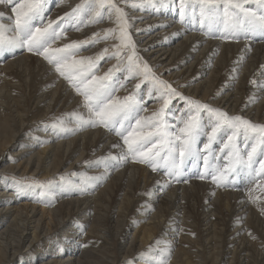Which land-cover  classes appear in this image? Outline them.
<instances>
[{
	"label": "bare ground",
	"instance_id": "6f19581e",
	"mask_svg": "<svg viewBox=\"0 0 264 264\" xmlns=\"http://www.w3.org/2000/svg\"><path fill=\"white\" fill-rule=\"evenodd\" d=\"M82 2L80 10L88 12L89 18L81 19L75 0H70L65 19L58 15L64 20L57 24L60 30L71 22L73 29L63 35L72 40L101 27L94 9L88 10V0ZM116 2L126 13L135 51L154 74L188 99L229 117L240 116L264 125V31L253 38L242 32L247 26L243 15H236L238 9L230 10V18L222 3L206 6L202 15L201 6L195 4L199 0H183V4L181 0H157L150 5L143 0L135 9L131 0L129 5L125 0ZM135 2L141 4V0ZM4 4L0 3V23L8 26L15 14ZM244 6L257 14L264 11L254 2ZM220 15L229 21L230 30L214 24L221 22ZM104 21L111 25L116 19L105 13ZM140 27L145 29L139 31ZM151 27L156 30L152 32ZM117 37L116 33L101 36L102 43L98 44L112 46ZM88 43L90 46H82L87 50L74 52L76 57L91 55L99 60L92 42ZM19 48L0 50V61L10 57L0 64V264H264V178L244 164L233 165L227 156L235 145L247 160L255 144L253 167L259 171L264 145L251 135L246 139L242 130L231 145L228 137L235 132L231 128L212 137L216 120L204 112L196 135L200 146L193 145V155L187 156L188 171L177 175L176 181L170 180L130 155L124 159L128 148L115 131L100 124L81 128L73 114L89 118L82 94L85 88L77 92L78 98L62 80L58 81L51 65L43 64L27 47L22 48L26 53L18 54ZM116 61L106 62L97 82H103L100 78L107 74L102 91L111 94L110 82L120 79L114 98L123 102L137 94L140 84L133 79L122 86L131 73L127 68L115 70ZM160 92L151 83L138 94L148 102L142 122L161 108ZM182 102L177 114L170 110L174 119L168 116L164 121L172 139L181 135V121L187 119L188 105ZM125 118L117 125L126 129L129 120ZM60 120L63 128L72 131L54 128ZM10 143L16 150L15 160L4 150ZM226 143L229 148H225ZM180 166L186 167L184 163ZM228 167L232 170L227 172L225 184L214 182L212 177ZM212 168L217 172L209 174ZM235 168L239 172L235 173ZM27 172L46 182L38 185L54 180L52 195L42 196L38 205L56 211L58 218L37 210L32 195L27 197L31 203L18 204L12 199L15 190L23 187L5 173L20 176ZM54 200L57 205L53 209ZM38 214L41 218L48 215L54 229H44L40 217L34 220ZM176 241L183 246L178 242L174 245ZM78 246L80 257L76 258Z\"/></svg>",
	"mask_w": 264,
	"mask_h": 264
},
{
	"label": "snow or ice",
	"instance_id": "6c2138e0",
	"mask_svg": "<svg viewBox=\"0 0 264 264\" xmlns=\"http://www.w3.org/2000/svg\"><path fill=\"white\" fill-rule=\"evenodd\" d=\"M129 0H125L127 4ZM151 2V0H149ZM254 2L261 9H264V0H199L201 4L202 15L204 9L208 5H218L223 4L224 12L226 16L231 18V9H238L239 13L243 15L244 24L250 30H264V11L257 14L244 5ZM0 3H6L14 5L11 11L15 14L14 22L12 26H6L0 23V50H6L14 47H27L29 52H35L38 55L44 57L46 61L53 64L55 71L67 79L78 92H81L80 84L76 83V78L69 74L68 69L74 68L76 65H83L84 60H73L71 64L68 62V56L72 53L69 52L70 49L77 47L75 43L66 44L62 48L52 49L50 47V41L58 38L55 31L49 32L51 24L47 28H40L33 26V20L35 17L39 16L42 12L41 0H0ZM183 4V0H181ZM138 5L135 0H131V7L137 8L142 6ZM82 6H77L81 8ZM88 10L94 9V16H102V10L107 9V14L111 18L115 16L116 22L119 25V36L120 45L117 48L116 55H119L121 47H127L132 49V55L128 57V70L134 74H141L147 78L151 74V68L144 63L143 66L136 63L133 57L136 55L134 45L131 42V37L128 32V22L126 19V13L119 7L116 0H88ZM239 23V21L237 22ZM109 33H113L116 30L109 29ZM13 33V35L8 36L7 33ZM107 38V37H105ZM105 51H107L105 49ZM102 58V57H101ZM88 66L91 68L93 66V61L89 58ZM111 71V70H110ZM83 75V73H80ZM100 79H107V74L105 77ZM156 84L159 85L161 90L160 95L163 100V106L154 113L152 117L149 118L152 121V127L155 131H149L147 133L143 132L141 129V121L136 120V128L127 131L125 135L124 132L118 130L115 125L120 124L122 119L129 114L130 104L129 101L133 100V97H125L124 101L121 102L118 99H113L111 95L107 92L102 91V85H99L97 78L92 77L90 81L84 86L85 90L82 94L85 97L86 107L89 112V118L84 119L83 116L78 114H73L75 120L78 122L79 126L83 128L85 125L96 126L97 124L103 125L112 131H115L118 136H121L124 144L127 145L128 153L125 154L124 159H127L130 155L133 160L140 163H147L152 166L153 171L157 169V165L163 167L168 174H173V170L179 169L180 165L183 163V159L186 156L193 155V145L195 144V134L201 127L200 110H206L216 119V125L213 127L212 131L215 133L217 129L227 126L228 128L234 129L233 135H236L241 130L244 137L247 139L250 135L257 141V143L264 145V125L253 124L248 120L243 119L240 116L229 117L227 113L219 110L210 108L207 104H201L198 101L187 99L186 103L188 105V111L186 113L187 119H182L183 127L179 129L181 135L176 136L174 139L170 138L169 133L166 131L167 125L164 122L165 110L168 108L170 103V98L173 96H180L181 99H185L181 93L176 91L170 84L160 80L153 76ZM139 87V85H137ZM63 120L58 121L53 125L54 128L60 127L64 131H72V129L63 128ZM149 137H155V143H152V147H146V143L150 142ZM233 136H229L228 140L231 141ZM212 140V137H209ZM177 141L179 142L177 144ZM208 145H205L207 148ZM229 144H225V148H229ZM156 149V151H153ZM179 153L180 163H177L175 153ZM256 152V145H252L251 151L247 153V160L236 151L235 145H232L227 156L230 158L231 163L234 164H244L250 168L253 172H256L261 178H264V162H261L260 169L257 171L253 167V154ZM164 153V155H161ZM117 159L116 157H112ZM162 161V163H161ZM232 168L228 167L226 171L219 172L218 175L212 177L214 182L222 183L227 172L231 171ZM175 174H179L176 172ZM71 175H76L72 173ZM203 178V176L201 177ZM41 188L46 187L44 184L38 185Z\"/></svg>",
	"mask_w": 264,
	"mask_h": 264
},
{
	"label": "rangeland",
	"instance_id": "374dc122",
	"mask_svg": "<svg viewBox=\"0 0 264 264\" xmlns=\"http://www.w3.org/2000/svg\"><path fill=\"white\" fill-rule=\"evenodd\" d=\"M76 1V4H75V7H76V9H78L77 8V6H83V3L84 2H82V0H75ZM145 2H149V0H144ZM155 1H157V0H151V2H149V5L150 4H152L153 2H155ZM41 3H42V6H44V7H46V6H48L47 7V9L45 8H43L42 9V12H44V14H42V12L40 13V15L39 16H37V17H35L34 18V20H33V26H34V28L35 27H40V28H47L48 27V25L49 24H51V28H49L48 30H49V32H52L53 30L55 31V33H56V36L58 37V38H55L54 40H52V41H50V47H52V49H56L55 47H57V48H61V47H63L64 45H66V44H71V43H75L76 45H77V47L76 48H74V49H70L69 50V52L70 53H72L71 55H69L68 56V62H69V64L73 61V60H78V58H81V57H76V53H74V52H76V51H79V53H82L83 51H85V50H87V47H82L83 45H89L90 46V44L88 43V42H92V44H93V46H94V52H97V54H98V56H99V60L98 59H96L95 58V60L93 59V57H91V55H88V57L86 58V57H82L81 59H79V60H84V61H86L83 65H77V66H75L74 68H72V69H68L67 71H69V74L70 75H73L75 78H76V83H80V81L82 80L83 81V83L82 84H80V87H81V89L83 88L84 89V86L88 83V81H90L91 79H92V77L93 76H95L96 78L98 77L97 75L99 74L98 72L102 69V67L106 64V62H108V61H112L113 63H114V61L116 60V58H117V61L115 62V70H117V71H124L126 68H127V71H129L128 70V57L129 56H131L132 55V49L131 48H127V47H121L120 48V51H119V55H116V53H117V48H118V46L120 45V40L119 39H117L114 43L115 44H112V46L111 45H108V44H101V45H99L98 43H100L102 40H101V36H103V37H110L113 33H116L117 34V36H119V25L117 24V22L116 21H114V23L113 24H111V25H106L105 24V13H107V9L105 8V9H103L102 10V16H94V18H97V23H99L100 25H101V27H97V28H95L94 30H93V32H91V33H89L90 35H88V34H82V36H79V39L77 40V39H75V40H77V41H75V40H72L71 38H69V37H66L65 35H63V34H65V32H67V31H69V30H72L73 29V27H72V25H71V22L69 21V22H66V25H68L67 27H64L63 28V30H60L61 29V27H59L58 28V26H57V24L58 23H61V22H63L64 20H60V16L58 17V15H62L61 17H63V19H65L66 18V16H67V11H66V9L68 8V4L70 3V0H41ZM195 4H199L200 6H201V4L200 3H195ZM126 5H129V4H126ZM4 6L6 7V8H8V9H12V7L14 6V5H11V4H4ZM78 11H79V14H80V17H81V19H85V18H89L90 16L88 15L89 13L88 12H81V10H80V8L78 9ZM53 15H55V16H53ZM13 16H15V15H13ZM221 16V15H220ZM53 17V18H52ZM69 17V16H68ZM222 17V16H221ZM15 18V17H14ZM219 20H221V22H215L214 24H216V25H220V26H223V28H225L226 30H230V26H231V24L229 23V21L227 22L226 21V19L224 20V18L222 17V18H218ZM49 20V21H48ZM80 20V19H79ZM45 22V23H44ZM208 24H209V27H210V29H211V31L213 30V26H212V23L211 22H208ZM13 25V23L11 24V25H8V26H12ZM46 26V27H43V26ZM109 29H114V30H116L115 32H113V33H109L107 30H109ZM143 29H145L144 27H140V28H138V30L139 31H142ZM158 29V28H157ZM151 30H152V32H154L156 29L154 28L153 29V27H151ZM260 31H264V30H260V29H256V30H250V29H248V28H243V30H242V32H245V33H249V35H250V37H254L255 36V34L257 33V32H260ZM99 34V35H98ZM7 35H9V36H11V35H13V33H11V32H9V33H7ZM101 35V36H100ZM130 35V34H129ZM131 37V36H130ZM66 38H68V39H66ZM58 39H59V42H61V43H63V44H61V43H59L58 42ZM57 40V41H56ZM61 40V41H60ZM71 40V41H70ZM71 42V43H70ZM54 43H56V44H54ZM102 43V42H101ZM57 45V46H56ZM63 45V46H62ZM15 48V47H14ZM86 48V49H85ZM105 49L107 50V51H105ZM7 50V49H6ZM19 53L18 54H22L23 52L24 53H26V51L25 50H23L22 48H19ZM3 51H5V50H3ZM23 51V52H22ZM74 53V54H73ZM135 53H136V55L133 57V59H134V61L136 62V63H139L140 65H141V67L143 66V64H144V62L139 58V56H138V54H137V52L135 51ZM36 54V53H35ZM37 56L41 59V60H43L42 62H44L43 64H45V65H47V66H49V65H51V66H49L50 68H51V70H52V73L56 76V77H58L57 79H58V81L59 80H62V82L61 83H63L65 86H69L68 88L70 89V90H72V92L74 93V95L78 92L77 90H76V88L73 86V85H71V83L67 80V79H65L63 76H61L59 73H57L56 71L54 72L53 70H55L54 68L55 67H53L54 65L53 64H50L48 61H46L45 59H44V57L43 56H41V55H38L37 54ZM90 56V57H89ZM42 57V58H41ZM73 57V58H72ZM76 57V58H75ZM102 57V58H101ZM85 58V59H84ZM91 59L92 61H93V66L91 67V68H89V66H88V63H87V61H88V59ZM8 59H10V57H8V58H6V59H1L2 61H0V64L1 63H4V62H6ZM97 60V61H96ZM46 62V63H45ZM49 64V65H48ZM4 65V64H3ZM46 66V67H47ZM114 67H113V69H114ZM109 68H110V66H109ZM80 73H83V75H80ZM131 74H128L127 75V79L126 80H123V83H122V86L123 85H126V84H128L127 82H130V81H132L133 79H134V81L135 82H137V84H140L139 85V87H138V92H137V94H134L133 96L131 95V97H133V100L132 101H129V104H130V110H129V113L130 114H128L127 115V118H125V120H129V125L127 126V130L124 128V126L123 125H115V127L118 129V130H120V131H122V132H124L125 134H127V131H131V129L133 130V129H135L136 128V120H142V116H143V114H144V109L146 108V106L148 105V102L147 101H145V102H143L142 101V98L143 97H140V96H138V94H143L142 93V89H143V87H144V85H146V84H153V85H155L156 86V88L157 89H159V85H157L156 84V82H155V80L153 79V76H155L156 78H158V79H160V80H163V79H161L158 75H156V74H154L152 71H151V74L147 77V78H145V76L144 75H141V74H134V73H132V72H130ZM58 74V75H57ZM113 77V76H112ZM112 77H110L109 78V80L112 78ZM107 79H108V77H107ZM107 79H104V81L103 82H100V83H98L99 85H102L103 86V83H105V81H107ZM118 80H120V79H117V80H115L113 83H111L110 82V84H111V89L114 91L113 93H111L110 95H111V97L113 98V99H115L114 98V96H115V92L117 91L116 90V87H115V85L118 83ZM111 81V80H110ZM164 81V80H163ZM66 83H68V84H66ZM145 83V84H144ZM106 86H107V84H106ZM76 90V91H75ZM78 94V93H77ZM76 94V96L79 98V94L77 95ZM152 94H154V93H152ZM185 99H181V97L180 96H173V97H171L170 98V103H169V105H168V108L165 110V114H164V121H166V118L169 116V117H171L172 119H174V116L175 115H173L171 112H170V110L171 109H173L174 110V113L175 114H177L178 113V111H179V107H180V105L183 103L182 101H184L185 103H186V100L188 99V96H186V95H184L183 96ZM145 100V99H144ZM149 100V99H148ZM162 101V100H161ZM177 101V102H176ZM174 102H175V104H174ZM187 104V103H186ZM163 106V101H162V103H161V107ZM131 111V112H130ZM206 113V114H208V115H210V116H212L210 113H208L206 110H200V113H199V115H200V118H201V116H202V113ZM136 113V114H135ZM155 113V112H154ZM153 113V114H154ZM149 114H151V113H149ZM132 115V116H131ZM140 117V118H138V117ZM149 116V115H148ZM148 116H146L145 117V120H144V122H142L141 121V129L140 130H142L143 132H146V130L147 131H152L153 130V127H152V123H151V121L149 120V118H148ZM214 119H215V117L214 116H212ZM144 118V117H143ZM136 119V120H135ZM216 120V119H215ZM148 123V124H145V123ZM178 125H180V122H179V120H177V122H176ZM147 125L149 126V127H147ZM216 125V124H215ZM103 126V125H102ZM144 128H143V127ZM97 127H101V126H97ZM104 127V126H103ZM215 127V126H214ZM201 128V127H200ZM144 129H146L145 131H144ZM213 129V128H212ZM211 129V130H212ZM174 130V129H173ZM172 130V131H173ZM228 130H230V128H228L227 126H224V127H221V128H219V129H217V131L215 132V133H213V131H212V137H215L216 138V136H217V133L218 132H226V131H228ZM153 131H155V130H153ZM198 132V131H197ZM116 133V132H115ZM147 133V132H146ZM197 133L195 134V144L194 145H196L195 147H199L200 146V144H197V141L198 140H200L197 136ZM118 136V135H117ZM236 138V135H233V139H235ZM149 139V141L150 142H147L146 143V147H152V143H155V140H156V138L155 137H149L148 138ZM179 142L177 141V144H178ZM231 145L233 144V142L231 141V142H229ZM124 146H127L126 144L124 145ZM4 150L5 151H7L11 156H12V158L15 160V156H16V150L15 149H13L12 147H11V143L10 144H7V145H5V147H4ZM162 155V154H161ZM176 158L177 159H179L180 160V157H179V153L177 152L176 153ZM4 160L5 161H7V159L6 158H4ZM190 161V159L186 156L184 159H183V163L186 165V167H182V166H180L179 167V169H176L177 171H178V176H181L182 174L184 175L185 174V172L186 171H188V165L190 164L189 162H187V161ZM178 161V160H177ZM16 162H18V161H14V163H16ZM137 162V161H136ZM161 163H162V161H161ZM149 165V164H148ZM149 167H151L150 165H149ZM151 169V168H150ZM182 169V170H181ZM176 170H173V174H168L166 171H165V169L163 168V167H160L159 165H157V169L155 170L157 173H160V174H162V176H165V177H167V178H169L170 180H174V181H176V176H177V174H175L177 171ZM180 170H181V172H180ZM212 170V171H211ZM211 170H209V174H211V173H213V172H217L214 168H212ZM191 171L192 172H195V167L194 166H192L191 165ZM201 171V170H200ZM233 171L236 173V172H239V169L238 168H235V169H233ZM182 173V174H181ZM5 176L6 177H11V178H13L14 177V179L16 180V181H19V183H17L18 185L17 186H21V187H23V190L22 189H20V190H15V193H14V196L12 197V199L14 200V201H16V202H18V204H20V203H22L23 201H28V202H30L31 203V201L33 200H36V201H34V202H32V204H34V206H35V208L38 210H40V211H43V213H48L49 212V214L51 215V216H53V218L55 219V218H58V217H55L54 215H58L57 213H56V211H46L45 210V208H41V207H39V200H42V196H44V197H48V195H52V193L53 192H51V190H52V188H51V186H52V184H53V182H54V180L52 181V182H50V183H47V184H45L46 185V187H44V188H41V187H39L38 186V183H46L43 179H37V178H33V176H35L34 174H32V173H30V172H27V173H25V174H23V175H20V176H13L12 174H10V173H5ZM34 182H33V181ZM37 183V184H36ZM225 184V181L223 180V182H222V185H224ZM103 185V184H102ZM222 188H225V186H222ZM16 189H18V188H16ZM34 191V192H33ZM37 191V192H36ZM22 192H23V194H22ZM19 194H21L20 196H18ZM27 195V196H26ZM30 195H32V197H33V199L31 200V198H27V197H30ZM54 197V196H53ZM36 198V199H35ZM38 198V199H37ZM51 198V197H50ZM53 200V199H52ZM24 203H26V202H24ZM57 205V201L55 202V200L52 202V204H51V208L53 207V209H54V207ZM18 207V206H17ZM19 208V210L21 209V207H18ZM30 207H28V209H29ZM40 217V215L38 214V215H35L33 218H34V220H36V219H38ZM41 218V217H40ZM39 223H41V225H42V227L44 228V229H47V226H49V228H53L54 229V225H53V223H54V221H50L49 219H48V215H45V214H43V217L39 220ZM48 228V229H49ZM49 231V230H48ZM47 233H51V231L50 232H47ZM78 237H79V234H77L76 235V237H75V239L78 241ZM169 237V236H168ZM160 238H163V236H160ZM178 241H176V242H173L174 243V245L175 244H178L177 243ZM77 243H79V241L77 242ZM179 246H183L182 245V243L180 242L179 243ZM73 252H75V250H73ZM66 255H69V253L67 252L66 254H65V256ZM75 257L77 258V257H80L79 256V246L77 247V252H76V254H75ZM18 258V257H17ZM118 260L119 261H121L122 259L120 258V256L118 257ZM110 261V260H109Z\"/></svg>",
	"mask_w": 264,
	"mask_h": 264
}]
</instances>
